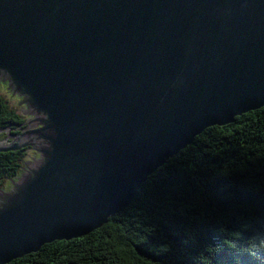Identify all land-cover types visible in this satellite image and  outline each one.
Wrapping results in <instances>:
<instances>
[{
    "label": "water",
    "instance_id": "1",
    "mask_svg": "<svg viewBox=\"0 0 264 264\" xmlns=\"http://www.w3.org/2000/svg\"><path fill=\"white\" fill-rule=\"evenodd\" d=\"M0 82L29 116L0 152L40 154L0 189L9 264L102 228L204 130L264 107V0H0Z\"/></svg>",
    "mask_w": 264,
    "mask_h": 264
},
{
    "label": "trees",
    "instance_id": "2",
    "mask_svg": "<svg viewBox=\"0 0 264 264\" xmlns=\"http://www.w3.org/2000/svg\"><path fill=\"white\" fill-rule=\"evenodd\" d=\"M24 122L0 94V130ZM28 148L0 152V184ZM9 264H264V107L204 130L102 228Z\"/></svg>",
    "mask_w": 264,
    "mask_h": 264
},
{
    "label": "rangeland",
    "instance_id": "3",
    "mask_svg": "<svg viewBox=\"0 0 264 264\" xmlns=\"http://www.w3.org/2000/svg\"><path fill=\"white\" fill-rule=\"evenodd\" d=\"M8 87L9 86H7V82H5V83L0 82V94H2L8 100V102L10 103V106L12 108L16 109L19 112L20 108L25 105V103H22L19 105V103L24 99V96H18V93H15L13 95V92H10V89H8ZM20 114L25 118V121L29 118V116H27V115H24L22 113H20ZM26 126H28V123ZM21 128L24 129L23 127H21ZM27 131H29V130H27ZM8 132H10V133L11 132L21 133V130H17V131L8 130ZM13 139L14 138L11 135L7 134L6 132L0 133V144L10 145L12 143ZM34 159L39 160L40 154L37 153L36 151H34L32 148H28L27 156L22 161V168L27 169L26 166L27 167L31 166ZM22 168H21L18 176L11 179L13 182L18 181L19 178L21 177V174L23 172ZM11 180L6 179V180L1 182V184H0L1 191L9 192L13 188L14 184L11 182Z\"/></svg>",
    "mask_w": 264,
    "mask_h": 264
},
{
    "label": "snow or ice",
    "instance_id": "4",
    "mask_svg": "<svg viewBox=\"0 0 264 264\" xmlns=\"http://www.w3.org/2000/svg\"><path fill=\"white\" fill-rule=\"evenodd\" d=\"M221 131H223V129H220Z\"/></svg>",
    "mask_w": 264,
    "mask_h": 264
},
{
    "label": "flooded vegetation",
    "instance_id": "5",
    "mask_svg": "<svg viewBox=\"0 0 264 264\" xmlns=\"http://www.w3.org/2000/svg\"><path fill=\"white\" fill-rule=\"evenodd\" d=\"M30 148V147H29Z\"/></svg>",
    "mask_w": 264,
    "mask_h": 264
}]
</instances>
